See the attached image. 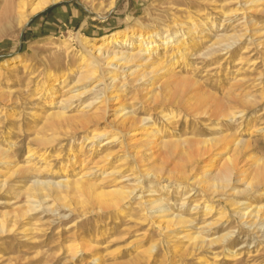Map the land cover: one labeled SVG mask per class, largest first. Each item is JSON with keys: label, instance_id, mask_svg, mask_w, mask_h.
I'll list each match as a JSON object with an SVG mask.
<instances>
[{"label": "rangeland", "instance_id": "obj_1", "mask_svg": "<svg viewBox=\"0 0 264 264\" xmlns=\"http://www.w3.org/2000/svg\"><path fill=\"white\" fill-rule=\"evenodd\" d=\"M17 2L0 0V150L10 153L0 156V264H264V0H113L111 8L110 0H61L25 23ZM125 26L184 35L181 56L161 44L151 54L165 64L178 58L173 72L153 64L128 83L126 71L139 64L102 62L106 80L78 81L86 69L76 37L100 45ZM54 80L55 95L43 98ZM113 83L122 92L104 103ZM64 86L68 102H60ZM126 115L149 120L122 125ZM152 125L147 150L136 148ZM92 133L104 136L90 143ZM204 142L214 147L197 157ZM228 158L239 171L206 196L202 186ZM117 188L133 191L126 214L89 195ZM150 199L164 205L150 209ZM204 199L210 211L194 208ZM246 205L262 206L260 218L241 219ZM177 214L188 223L166 228Z\"/></svg>", "mask_w": 264, "mask_h": 264}, {"label": "bare ground", "instance_id": "obj_2", "mask_svg": "<svg viewBox=\"0 0 264 264\" xmlns=\"http://www.w3.org/2000/svg\"><path fill=\"white\" fill-rule=\"evenodd\" d=\"M59 1H61V0H18V2H17L18 3V9L20 10L19 11V17H18L19 22L25 23L29 17H32V16L39 14L40 12H42L46 8H48L50 5L55 4ZM112 6H113V0H110L108 7L111 8ZM189 30L191 32H193L195 30V28L193 27V28H190ZM141 31L142 30H139L138 32L131 31L129 26H125L124 28L113 30L109 34L104 35L103 37H101L99 39V41H101L100 45H96L93 43V42H96V39H88V38L81 37L80 35H78L76 37V39H77V42H78V44L82 50L81 62L83 64L82 66L86 69V71H85L86 74H82L81 77H79L78 81H80L82 78L90 79L97 74H99L101 77V78H99V80H102V81L106 80V78H105L106 76H104V74H103V68H102V64H101L102 62H104L106 64V66L112 67L113 70L121 69L122 66H129L132 63L139 64L141 69L134 71V70H132V68H130L126 71V76H127L126 78L131 76L130 81H128V83H131V82L137 83L141 79H143L146 75H149V74L155 72V70L153 71V68H151V66L153 64H156V66H158V69L156 72H159V71L173 72L172 71L174 69L173 67L175 66V64L177 65V63L179 62L178 58L176 60L174 59L173 63L165 64V61L163 58L164 56L157 58V59L155 58L156 60H154L153 58H151V54L154 51H157L156 48L164 46L165 52H163V53H166L168 51V49H171L173 51V53L179 54L181 56L182 52L186 49V44L188 43V42H186L187 40L184 39V35L181 36V34L179 35L178 31L173 32L169 29L167 31H165L166 33L163 36H161L159 31H151V32L147 31L145 33L141 32ZM134 42L137 44L134 45ZM160 44H161V46H160ZM128 46H131V47H128ZM127 48L128 49L131 48V49L128 50ZM15 58H16V60H20L21 54H17L15 56ZM103 67H105L104 64H103ZM142 67H144V68L142 69ZM147 67H149V69L151 68L150 71L145 70V68H147ZM74 70H75V68L73 67L72 71H74ZM108 79H110L111 82H115L116 81V74L113 73L112 75L109 76ZM62 82H64V81H62ZM113 84H115V83H113ZM105 87L107 88V84L105 85ZM122 87H123V84L116 83L111 89V90H113L114 95L112 97L111 96L108 97L103 102L107 103L110 98H115V100H116L118 98V93L122 92ZM62 89H63V91H62L61 96H60V98H61L60 102H68L74 98V96L71 95L69 89H66L65 86ZM71 92H73V91H71ZM54 95H55V80H54V82H51V84L49 86H47L46 94L43 93L42 97L43 98H46L47 96L53 97ZM105 97H107V95H105ZM114 109H116V108L114 107ZM161 115L164 119H167V120H170L172 118L171 114L168 113L167 111L162 112ZM122 116H124V115H121V117ZM148 120H149V118L137 119V118H133L131 116L126 115L121 120V123H122V125L130 123L131 125L135 126L137 124H141L144 121H148ZM123 127H125V126H123ZM150 128L152 130H149L146 132L147 137L145 139H142L140 137V138L133 141V142L137 143L136 148H138V149L142 148V149H144L143 151L147 150V147L151 144V142H150V141H152L151 136L154 135L155 127L152 125V126H150ZM138 134H140L139 131L135 130V131L131 132L130 137L131 138L136 137ZM102 135L104 136V134H102V133H92V135H90V137H88L87 140L90 143H92V142H94V140L97 137H100ZM106 141L109 142V140H106ZM44 143L45 142H43V144ZM213 147L214 146H209L208 144H206L204 142L203 147L197 148L196 156L197 157L198 156H204L205 154L210 153V151L212 150ZM139 153L142 154V152H139ZM212 153H214V152H212ZM9 154L10 153H8V151L0 150V156L2 159L10 158ZM191 154H193V152H191ZM42 155L43 154H40L39 157H42ZM33 156H34L33 150L31 151L29 149L27 151V153L25 154V159L27 160ZM215 156H216V154L211 155V160H212L211 162H213ZM228 162L231 163V166H226L224 169L220 170V172L218 173L217 176H213L210 180L208 179L209 181L205 182L206 183L205 186H202L203 191L206 193V196H207V193H209V195H210V193L215 194L219 188L220 189L226 188L229 181H230L231 174H233V172L239 171V169L237 168L238 163H234L231 158H228ZM192 165L193 164H190V166H192ZM109 173H110V171H109ZM147 174H149V173H147ZM182 174H183L182 175L183 177H186L189 175V172L187 173V171H184ZM257 176L259 179L264 181V164H262L258 168ZM197 183H195V185ZM173 185H174V183L171 181V182H169V184L165 185V187L168 188V187H171ZM251 185H252L251 182H248L246 186L249 187ZM131 192H133V191H129V190L124 191V190H122V188L121 189L117 188L116 190H113L111 192L94 191L92 193H89V195L92 197V199L95 201V203L98 206L105 207V208H112L116 212H119L121 214H126V212H127L126 208H128L127 207V200L129 199ZM192 195L193 194H191V192L188 193L186 198L182 200V206L186 205L185 204V202H187L186 199L191 198ZM205 200H207V201H205ZM199 201L194 202L195 203L193 205L194 208H197V207L202 205L205 208V209L203 208L204 210L208 209L210 211L212 209V205L209 203V199H204L203 202L201 201L202 203H200ZM148 203H149L150 209H156V208L162 207L161 205L163 204V201H162V199H150V200H148ZM244 204H246V203H242V205H244ZM262 208H263L262 206H257V207L252 208V206L246 205L244 207L243 211H241L239 213V217L241 219H244V221L246 220V222L249 223L254 218H257V217L260 218L259 213H260V210H262ZM249 218H251V219H249ZM173 220L177 224L188 223V221L186 219H184L182 214H177V215H174V217L172 219H170L169 221H166V223H167L166 228L173 224L172 223ZM263 221H264V218H263ZM254 223H256V222L254 221L251 224H254ZM0 225H2V224H0ZM250 226H253V225H250ZM191 235L187 236V237L193 243V240L198 239L199 234L196 233L195 236L193 235L194 237L193 236L191 237ZM221 239H224L223 236L221 237ZM195 242L196 241H194V243ZM203 242H205V240L201 241V244ZM72 252H74V251H72Z\"/></svg>", "mask_w": 264, "mask_h": 264}, {"label": "trees", "instance_id": "obj_3", "mask_svg": "<svg viewBox=\"0 0 264 264\" xmlns=\"http://www.w3.org/2000/svg\"><path fill=\"white\" fill-rule=\"evenodd\" d=\"M49 9H50V8H47L46 10H44V12H47V11H49ZM44 12H41V13H44Z\"/></svg>", "mask_w": 264, "mask_h": 264}]
</instances>
